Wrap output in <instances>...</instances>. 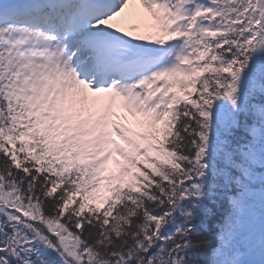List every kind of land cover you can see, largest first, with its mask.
I'll return each mask as SVG.
<instances>
[{
	"label": "snow or ice",
	"instance_id": "1",
	"mask_svg": "<svg viewBox=\"0 0 264 264\" xmlns=\"http://www.w3.org/2000/svg\"><path fill=\"white\" fill-rule=\"evenodd\" d=\"M0 264H264V0H0Z\"/></svg>",
	"mask_w": 264,
	"mask_h": 264
}]
</instances>
